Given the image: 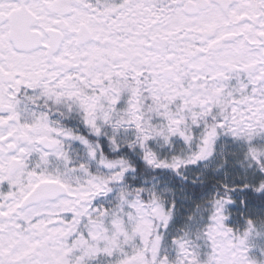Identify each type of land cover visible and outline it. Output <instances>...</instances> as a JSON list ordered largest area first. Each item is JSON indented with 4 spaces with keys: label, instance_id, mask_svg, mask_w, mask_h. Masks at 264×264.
<instances>
[{
    "label": "snow or ice",
    "instance_id": "1",
    "mask_svg": "<svg viewBox=\"0 0 264 264\" xmlns=\"http://www.w3.org/2000/svg\"><path fill=\"white\" fill-rule=\"evenodd\" d=\"M0 264H264V0H0Z\"/></svg>",
    "mask_w": 264,
    "mask_h": 264
}]
</instances>
